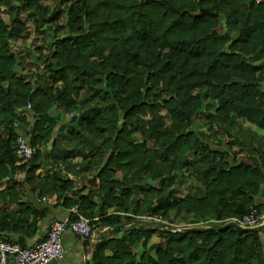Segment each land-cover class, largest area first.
<instances>
[{
    "label": "trees",
    "instance_id": "16d2710c",
    "mask_svg": "<svg viewBox=\"0 0 264 264\" xmlns=\"http://www.w3.org/2000/svg\"><path fill=\"white\" fill-rule=\"evenodd\" d=\"M46 1L0 0V183L23 174L22 191L0 192V201L7 196L17 208L0 211V235L10 240L7 234L24 233L30 216L28 227L40 218L31 202L20 203L22 193L50 195L63 210L78 206L86 219L100 217L92 225L113 228L93 246L88 264H264V229L170 233L132 226L120 237L123 230L114 229L133 221L121 215L131 209L133 187L145 200L155 195L147 211L167 221L175 211L195 224L210 218L222 225L264 208L257 202L264 197V0H58L64 10L50 14ZM14 4L6 23L2 9ZM20 18L42 36L22 58L11 46L28 38ZM26 62L36 67L33 81L16 73ZM83 88L108 93L120 114L108 155L98 146L87 163L98 186L85 196L58 165L46 169L43 157L68 115L83 119L75 136H104L100 123L84 115ZM206 100L215 103L206 122L221 133L218 144L196 127ZM17 137L36 149L28 162L15 154ZM183 169L204 186L201 198L181 202L146 184ZM156 233L160 242L148 247Z\"/></svg>",
    "mask_w": 264,
    "mask_h": 264
},
{
    "label": "rangeland",
    "instance_id": "374dc122",
    "mask_svg": "<svg viewBox=\"0 0 264 264\" xmlns=\"http://www.w3.org/2000/svg\"><path fill=\"white\" fill-rule=\"evenodd\" d=\"M43 7L48 8L49 14L52 11H57V10H64V6L59 4L58 0H48L44 3H41ZM15 7H17V4H14L11 8L9 9H2L1 13V18L3 19L4 22L8 23L10 19L14 17V10ZM64 18L60 19V22H63ZM20 24L23 25L24 27V33L21 35L22 37L28 36L27 41L25 42L24 45L21 43H13L11 44L13 50L16 52V55L18 54L17 57H24L26 54V51L24 50V47H27L28 50L31 52L36 51L37 47L39 44H41L42 36L35 33L33 29V25L29 22H26L25 19L20 18L18 20ZM24 64V63H23ZM24 65H26V70H22L20 66L16 69V73L20 77H25L26 80L31 81L33 79V76L36 73V67L29 62H26ZM47 76H44L46 78ZM41 80L42 82L44 81ZM31 79V80H30ZM33 81V80H32ZM96 89V88H95ZM94 89H89V88H83L79 90V98L78 100L82 101V104L84 105V108L86 109L84 114L88 118H94L96 123H100V128H103L105 130V134H109L107 137H93L92 139L86 140V144L90 147L94 146V148H91V151L93 153L97 154L98 151L95 150L98 146L101 147V149H107L110 150V146L112 144V140L114 137V132L117 130L119 127V117L120 114L113 113L111 108L113 107V103L110 99V95L107 93L102 96L101 93L96 92ZM215 103H211L210 101L206 100L201 108V113L199 115V121L197 122V129L201 132H205L207 135H209V139L212 140L215 144H218L219 140H223L222 136L220 135L219 131H215V129H209V125L206 122V116L208 114H213L215 111ZM84 110V109H83ZM114 110V109H113ZM25 114H28V110L25 111ZM161 114L164 116L165 121L168 122V117L164 113V111L161 112ZM52 115V114H50ZM65 121L58 126V129L56 132H53L52 134H60L58 135L57 142L59 143V148L53 150L55 154H59V152L65 147H71L73 145V141L76 143L79 141L80 137L72 139H68L66 137L68 134H75L77 132V128L80 125L82 117L73 114V115H68L66 117ZM59 125V123H58ZM243 127H251L249 124L242 122ZM72 129V130H71ZM80 134V133H78ZM52 138V137H51ZM135 142H139L138 136H133L132 138ZM215 139V140H214ZM97 142V143H95ZM85 143H82L85 145ZM48 146V145H47ZM44 156H48V154L52 155V149L49 150H44ZM78 152L81 153L77 149ZM48 153V154H47ZM101 161V160H100ZM49 166V165H48ZM97 173V172H96ZM23 178V175L17 174L15 178L21 179ZM92 187V186H91ZM155 193L160 196L166 195L169 191L173 192V196L178 198L179 201L184 202L188 201L189 199H194V198H201L202 197V191L204 189V186L199 183L196 179V174L193 173L190 170L183 169L181 171V174H174L173 177L170 179L167 178H162L158 180L157 182H154ZM143 192H148L147 188H143ZM132 193H133V201L131 202V209L128 214L135 216V217H141L144 214H146L148 211L149 205L154 203L156 196L152 198H148L147 200L143 199L142 196L139 194L140 192L136 188H132ZM206 214V213H204ZM170 216V222L173 225L176 226H190L189 228L192 227H207L211 224H214L215 221L211 220L210 218H206V221L204 220H199L197 224L193 222L194 218L192 216L190 217H185V215L181 214L176 216L175 211H171L169 213ZM206 215L203 216V219H205ZM136 221V220H135ZM92 224H95V222H92ZM217 224V223H216ZM97 228V227H96ZM160 237V236H158ZM161 238V237H160ZM157 242V239L155 240ZM159 242V238H158Z\"/></svg>",
    "mask_w": 264,
    "mask_h": 264
},
{
    "label": "crops",
    "instance_id": "0c3cea01",
    "mask_svg": "<svg viewBox=\"0 0 264 264\" xmlns=\"http://www.w3.org/2000/svg\"><path fill=\"white\" fill-rule=\"evenodd\" d=\"M60 123L62 124L63 122L60 120L59 125H57V127L54 129L53 132L57 131L58 126H60ZM58 135L60 134H52L51 141L54 143L53 145H51V142H50L48 146L46 147L47 150L52 149L53 154L50 155L47 153L48 154L47 157L43 155L46 169L49 170L51 166L53 167L56 165L63 167L68 179L73 183L74 189L80 191V194L82 196L87 195L88 192L95 191L98 186V181L97 180L92 181V179L96 175L97 171L96 170L94 172L85 171V169L87 168V163L88 161H90L91 156L96 155L95 153H93V151H91V148H94L95 145L90 147L88 143L87 144L85 143L86 140L92 139V135L80 134L78 136H75V134H68L66 137H68L69 140L70 139L73 140L74 138H78V137H80V139L76 143L73 141L74 144L71 145V147L64 146V148L57 155L53 152V150L60 147L59 143L57 142ZM108 135L109 134H104V137H107ZM261 135H263L264 137V134H261ZM98 138H101V137H98ZM82 143H85V145H83ZM77 149L81 151V153L78 152ZM95 150L97 151V148H95ZM101 150L102 151L100 152L99 155H101L103 151H105L104 155L106 156L108 155L109 152L107 149L106 150L101 149ZM234 152H237L236 148H234ZM64 158H67V159L64 160ZM101 166L102 164L100 165V167ZM13 179H14L13 183L17 185H14L10 179L4 180L0 183V192L1 191L6 192L10 188H15V190L20 191L21 187L18 184L23 181V178L21 177V179H17V178H13ZM133 196L134 195H132L131 202L134 199ZM97 201H98L97 199L96 200L94 199L95 204H97ZM21 202H29V203L31 202L33 209L35 211L38 210L36 217H38V214H41L39 219L38 218L35 219V223L33 224L32 227H28L33 221V217L30 216L29 222L27 223V225H24L21 227V230L24 233L7 234V237L9 236V239H10V240L6 239L7 241L16 242L22 247L31 246L35 242H39L45 239L46 232L48 230L50 223L53 221H61L64 218H66L69 214V210L68 211L63 210L58 204H56L54 197L50 195L44 196L41 200H38L37 197L35 196H30L26 193H22L20 203ZM257 202L259 204L264 203V197L259 198ZM3 210H8L10 212L17 211V208L14 204L8 203L7 196H5V201H0V211H3ZM262 210H264V208ZM112 211L113 209H107L105 213L106 215H110ZM121 215L124 216L123 214ZM126 215L128 214H125V216ZM99 218L100 217L98 216L93 218L95 219L94 222L97 223L99 221ZM134 221L135 220L131 222H134ZM98 224L93 225V232H92L91 237L88 240L79 239L78 237L73 235L71 232L66 231L61 237V244H62V248L65 254L64 259L60 262H52L51 264H84L85 261L89 263V258H90L93 246L97 244L98 242H100L102 239L109 237L111 235V229H113V228H109L107 226H102ZM122 224H126V223H122ZM115 228L123 230L120 233L116 234V237H120L122 235L121 233L125 232L129 227L117 228L116 226L114 227V229ZM158 236H160L159 233L152 235L151 238L149 239L147 246L149 247L151 245L158 244L161 240V238ZM158 238H159V242H158ZM156 239H157V242H155ZM142 252H143V249H142ZM136 253L140 254L141 251L138 249ZM105 254L108 255L107 252Z\"/></svg>",
    "mask_w": 264,
    "mask_h": 264
},
{
    "label": "built area",
    "instance_id": "2783aa9c",
    "mask_svg": "<svg viewBox=\"0 0 264 264\" xmlns=\"http://www.w3.org/2000/svg\"><path fill=\"white\" fill-rule=\"evenodd\" d=\"M259 3L262 0H252ZM29 110L30 106L27 105ZM264 140V137H263ZM36 153V149L28 145L22 137H17L15 140V154L21 163L28 162ZM56 171L65 176V170L58 166ZM125 216V214H123ZM70 216H74L75 220H70ZM136 221L154 222L166 225L164 230L170 233L182 232L190 226H176L169 221L163 219L159 215L147 212L141 217H135L130 214L126 215ZM95 219H86L79 213L78 206H74L69 210V214L61 221H53L50 223L46 232L45 239L35 242L31 246L22 247L16 242L7 241L5 237L0 235V264H51L52 262H60L64 259V250L61 244V237L69 231L76 237L82 240H88L93 232ZM234 222L242 230L256 228L264 224V210L252 209L242 219H231L225 223ZM221 224L218 222H214Z\"/></svg>",
    "mask_w": 264,
    "mask_h": 264
},
{
    "label": "water",
    "instance_id": "95a60500",
    "mask_svg": "<svg viewBox=\"0 0 264 264\" xmlns=\"http://www.w3.org/2000/svg\"><path fill=\"white\" fill-rule=\"evenodd\" d=\"M9 179L12 180V176L11 174H9ZM14 180V179H13ZM146 184L149 186H154V182L147 180ZM145 227L148 229H152V230H164L166 228V225L164 224H160V223H154V222H144V221H134V222H130V223H126V224H122L117 226V228H123V227ZM228 227H232V228H236V229H241L239 226H237L236 223L234 222H228L222 225H218V224H211L207 227H192V228H188V229H184L185 232H206V231H223L225 229H227ZM264 229V224L259 225L256 228H252V229H245L246 231H250V232H256V231H260ZM242 230V229H241ZM84 264H88L87 261L84 262Z\"/></svg>",
    "mask_w": 264,
    "mask_h": 264
},
{
    "label": "clouds",
    "instance_id": "9594fccd",
    "mask_svg": "<svg viewBox=\"0 0 264 264\" xmlns=\"http://www.w3.org/2000/svg\"><path fill=\"white\" fill-rule=\"evenodd\" d=\"M214 224H216V223H214ZM219 225V224H218Z\"/></svg>",
    "mask_w": 264,
    "mask_h": 264
}]
</instances>
